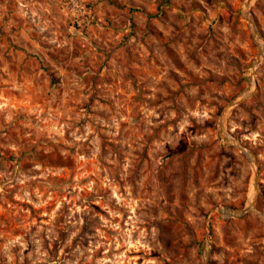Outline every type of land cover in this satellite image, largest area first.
Segmentation results:
<instances>
[{
    "label": "rangeland",
    "instance_id": "374dc122",
    "mask_svg": "<svg viewBox=\"0 0 264 264\" xmlns=\"http://www.w3.org/2000/svg\"><path fill=\"white\" fill-rule=\"evenodd\" d=\"M247 2L0 0V264H264Z\"/></svg>",
    "mask_w": 264,
    "mask_h": 264
},
{
    "label": "built area",
    "instance_id": "2783aa9c",
    "mask_svg": "<svg viewBox=\"0 0 264 264\" xmlns=\"http://www.w3.org/2000/svg\"><path fill=\"white\" fill-rule=\"evenodd\" d=\"M81 0H70L72 8L76 11L79 12L81 10L80 3Z\"/></svg>",
    "mask_w": 264,
    "mask_h": 264
},
{
    "label": "water",
    "instance_id": "95a60500",
    "mask_svg": "<svg viewBox=\"0 0 264 264\" xmlns=\"http://www.w3.org/2000/svg\"><path fill=\"white\" fill-rule=\"evenodd\" d=\"M250 1H251V0H248L247 4H249ZM237 146L239 147V149H240L241 151L244 152L243 147H241V146H239V145H237ZM244 153H245V152H244ZM245 154H246V153H245ZM251 159H253V157H251ZM251 206H252V203H250L245 209H249V208H251Z\"/></svg>",
    "mask_w": 264,
    "mask_h": 264
},
{
    "label": "bare ground",
    "instance_id": "6f19581e",
    "mask_svg": "<svg viewBox=\"0 0 264 264\" xmlns=\"http://www.w3.org/2000/svg\"><path fill=\"white\" fill-rule=\"evenodd\" d=\"M251 2V1H250ZM244 152L247 154V151L244 149ZM247 155H249V154H247ZM224 214H231V211L230 210H224V212H223Z\"/></svg>",
    "mask_w": 264,
    "mask_h": 264
}]
</instances>
